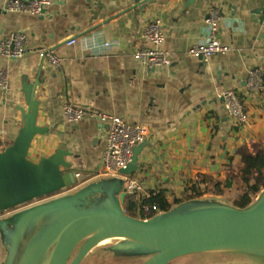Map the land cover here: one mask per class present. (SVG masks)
I'll list each match as a JSON object with an SVG mask.
<instances>
[{
    "label": "crops",
    "instance_id": "0c3cea01",
    "mask_svg": "<svg viewBox=\"0 0 264 264\" xmlns=\"http://www.w3.org/2000/svg\"><path fill=\"white\" fill-rule=\"evenodd\" d=\"M143 1L51 0L42 15L34 16L9 12L0 0V38L12 32L28 37L22 58L0 57L8 85L7 90L0 86V150L22 126L23 81L38 78L37 124L48 132L33 139L28 156L37 162L57 149L68 151L67 161L80 174L77 186L106 182L101 171L108 123L67 122L65 102L150 129L135 173L144 193L180 191L183 173L223 177V166L239 148L264 152V91L250 93L244 84L248 70H264V0H195L188 8L187 0H153L141 12ZM210 10H218V36L233 51L204 60L188 50L208 41ZM154 20L164 28L162 48L169 51L171 65L148 70L134 52L151 46L141 31ZM47 53L60 60L63 71L50 65ZM224 91L237 94L249 127L226 115ZM263 196L264 189L257 200ZM21 210L0 212V264H19L49 220L27 225L13 255L14 216Z\"/></svg>",
    "mask_w": 264,
    "mask_h": 264
},
{
    "label": "water",
    "instance_id": "95a60500",
    "mask_svg": "<svg viewBox=\"0 0 264 264\" xmlns=\"http://www.w3.org/2000/svg\"><path fill=\"white\" fill-rule=\"evenodd\" d=\"M152 1L144 0L139 10L144 11ZM194 2L187 0L185 6L188 8ZM39 85L38 78L33 83L23 81L26 106L18 107L22 126L13 142L0 150V212L71 189L79 183L76 170L67 161L68 151L57 149L37 162L28 156L33 139L48 132L47 128L37 124L40 102L35 96ZM146 145L144 141L134 148L124 173L137 172L139 156ZM114 180L115 185L92 184L69 196L18 212L14 216L17 232L12 246L13 255L24 228L40 221V218L49 219L28 244L27 254L19 264H34L43 258L52 244L55 247L49 264H81L101 242L114 237L134 241L139 250L145 247L157 250L143 264H168L182 256L236 246L264 247V196L246 209L212 205L173 215L159 213L152 218L137 219L124 212V198L128 194L125 189L120 193L119 201H112V191L121 182ZM103 193L109 196L104 206L88 207L94 195ZM31 249L33 252L29 255Z\"/></svg>",
    "mask_w": 264,
    "mask_h": 264
},
{
    "label": "built area",
    "instance_id": "2783aa9c",
    "mask_svg": "<svg viewBox=\"0 0 264 264\" xmlns=\"http://www.w3.org/2000/svg\"><path fill=\"white\" fill-rule=\"evenodd\" d=\"M51 5V0H5L4 8L9 12L30 14L39 16ZM218 10H210L206 23L210 27L209 39L205 44L194 45L188 53L193 56H202L208 60L215 54H228L233 49L223 44L218 36ZM144 41L151 44L147 48H139L134 52L135 57L148 69L167 68L171 65L169 51L162 48L165 40L164 28L159 20L148 22L141 31ZM74 42L73 40L70 43ZM28 45V37L23 32H12L0 38V57L18 60L24 56ZM110 46L108 42L103 44ZM48 62L57 70L63 71L60 60L51 53H47ZM245 87L250 93H261L264 91V70L252 68L248 70L245 80ZM0 86L8 89L6 73H0ZM226 115L235 119L239 125L247 128L251 125L250 117L245 111L243 104L234 91H224L220 94ZM67 122H78L84 119H98L108 123L106 145L103 152V168L101 175L121 180V191L127 193L135 191L143 192V185L134 174L124 173L123 170L131 161L134 148L146 141L150 129L141 124H130L121 116L95 112L83 108L73 107L69 102L63 105ZM77 177L80 174L77 173ZM146 196H148L147 193ZM142 212L147 216L150 213L148 204L142 205Z\"/></svg>",
    "mask_w": 264,
    "mask_h": 264
},
{
    "label": "trees",
    "instance_id": "16d2710c",
    "mask_svg": "<svg viewBox=\"0 0 264 264\" xmlns=\"http://www.w3.org/2000/svg\"><path fill=\"white\" fill-rule=\"evenodd\" d=\"M222 169L223 177L205 173H197L192 177L190 174L183 173V188L180 191L161 188L149 191L148 196L142 191L128 193L124 198V212L133 218L147 219L159 213L170 212L174 206L181 207L188 203H198V205L220 203L239 209L251 206L253 199L264 189V152L239 148ZM224 199L229 201L225 202ZM145 203L150 206V213L147 216L142 212V205ZM110 246L112 245L99 244L88 255L106 250L104 254L107 260L120 263H124L127 259L130 261L128 253L134 250H109Z\"/></svg>",
    "mask_w": 264,
    "mask_h": 264
},
{
    "label": "rangeland",
    "instance_id": "374dc122",
    "mask_svg": "<svg viewBox=\"0 0 264 264\" xmlns=\"http://www.w3.org/2000/svg\"><path fill=\"white\" fill-rule=\"evenodd\" d=\"M106 179L107 185H115L114 179L116 178H110V177H104ZM118 180V179H117ZM121 181V180H119ZM122 183H119V186L112 191V201L117 202L119 201L120 193L121 191ZM83 188V186H75L71 189H63L60 191H57L55 193L39 197L35 200H32L30 202L24 203L16 208L8 209L10 212L21 210L22 208L30 207L32 205H35L37 203L47 202L50 200L63 198L65 196H69L73 193H76L80 191V189ZM107 193L103 194H96L91 199V202L89 203L88 207L95 206H104L108 199ZM259 197H256L253 199V204L258 203ZM171 200V196L169 197ZM225 202L228 199H224ZM229 201V200H228ZM227 201V202H228ZM223 202V201H222ZM224 202V203H225ZM218 205H221L220 203H217ZM216 204V205H217ZM214 204L210 205H198V203H188L184 206L177 207L174 206L173 210L164 214H170L173 215V213H180L183 210H192L197 209L205 206H212ZM252 205V204H251ZM47 242V239L45 240ZM103 245H112L110 246L109 250L111 249H128V250H134L131 251L132 253H128V258L130 261L126 260L124 263H120L119 261H112L107 260L106 255L104 252H107L106 250L101 253H94L88 255L81 264H143L145 261H147L150 257H152L157 250L153 249L152 247H145V249H140L137 243H135L132 240L125 239V238H109L101 242ZM55 244H52L44 253L43 258H39L37 261L34 262V264H49V260L51 258V255L53 253ZM259 247V246H257ZM264 247L260 248H254V246H240V247H232V248H225L222 250H216V251H210V253H196V254H190L186 256H182L175 261H172L168 264H264V253L260 254L258 250H262L264 252ZM138 254H140L138 256ZM244 254L250 255L245 256Z\"/></svg>",
    "mask_w": 264,
    "mask_h": 264
},
{
    "label": "bare ground",
    "instance_id": "6f19581e",
    "mask_svg": "<svg viewBox=\"0 0 264 264\" xmlns=\"http://www.w3.org/2000/svg\"><path fill=\"white\" fill-rule=\"evenodd\" d=\"M102 184H103V185H106L105 182H103ZM47 202H48V201H47ZM37 204H41V203H37ZM37 204L32 205V207H33V206H37ZM32 207H31V206H30V207H26V208H23V210H27V209L32 208ZM21 211H22V210H21ZM96 230H99V228L96 229ZM67 237H68V236H67ZM236 247L238 248V247H240V246H236ZM32 250H33V249L30 250L29 255L31 254V252H33Z\"/></svg>",
    "mask_w": 264,
    "mask_h": 264
}]
</instances>
